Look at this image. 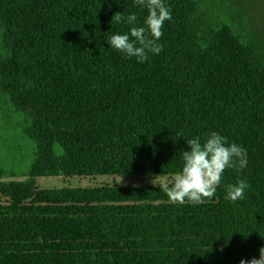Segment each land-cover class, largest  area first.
Wrapping results in <instances>:
<instances>
[{
  "label": "trees",
  "instance_id": "1",
  "mask_svg": "<svg viewBox=\"0 0 264 264\" xmlns=\"http://www.w3.org/2000/svg\"><path fill=\"white\" fill-rule=\"evenodd\" d=\"M163 2V50L140 63L107 41L145 27L133 0H0V92L23 120L8 128L23 148L0 146L1 253L50 264L36 218L84 213L32 207L38 177L176 174L186 140L213 131L246 149L240 173L264 172V49L240 24L201 19V0Z\"/></svg>",
  "mask_w": 264,
  "mask_h": 264
},
{
  "label": "crops",
  "instance_id": "2",
  "mask_svg": "<svg viewBox=\"0 0 264 264\" xmlns=\"http://www.w3.org/2000/svg\"><path fill=\"white\" fill-rule=\"evenodd\" d=\"M174 175L38 177L32 207L76 206L84 211L36 218L40 236L53 249L49 263L240 264L259 258L264 247V172H224L215 195L197 205L169 204L152 183L159 177V185ZM237 179L246 180L250 188L242 200L231 203L227 186ZM110 209L120 213H106ZM7 238L0 219V243ZM0 264L25 262L20 252H0Z\"/></svg>",
  "mask_w": 264,
  "mask_h": 264
},
{
  "label": "clouds",
  "instance_id": "3",
  "mask_svg": "<svg viewBox=\"0 0 264 264\" xmlns=\"http://www.w3.org/2000/svg\"><path fill=\"white\" fill-rule=\"evenodd\" d=\"M134 6L148 10L145 27H131L130 34H115L108 38L112 49L124 53L126 58L137 59L143 63L149 59V53L158 55L162 45L157 43L163 36V26L172 19L171 9L163 0H133ZM135 25L137 16L116 13L112 22ZM139 45V46H137ZM187 151H181L182 168L169 181L159 183V177L152 183L166 194L169 204L197 205L210 200L220 185L227 169L240 173L247 167V151L236 143L229 144L226 137L211 132L202 143L200 137L188 139ZM250 185L244 179H237L236 184L227 186L226 199L235 203L244 198L245 190ZM259 258L250 261L241 260L240 264H264V247L259 250Z\"/></svg>",
  "mask_w": 264,
  "mask_h": 264
},
{
  "label": "rangeland",
  "instance_id": "4",
  "mask_svg": "<svg viewBox=\"0 0 264 264\" xmlns=\"http://www.w3.org/2000/svg\"><path fill=\"white\" fill-rule=\"evenodd\" d=\"M201 1V19L209 17L211 20L240 24L248 33L255 36L260 48L264 49V0ZM0 91H2L1 87ZM22 121L20 118L14 117V111L9 99L6 100L0 92V146L2 149L18 153L19 148H23L21 141L10 140L8 137V128H10L11 124L14 127H18Z\"/></svg>",
  "mask_w": 264,
  "mask_h": 264
}]
</instances>
